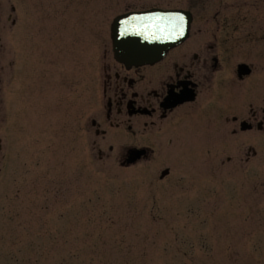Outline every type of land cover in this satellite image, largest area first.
Instances as JSON below:
<instances>
[{
  "label": "rangeland",
  "instance_id": "374dc122",
  "mask_svg": "<svg viewBox=\"0 0 264 264\" xmlns=\"http://www.w3.org/2000/svg\"><path fill=\"white\" fill-rule=\"evenodd\" d=\"M4 3L19 7L20 38L0 105V264H264V128L240 126L250 105L264 120V0ZM152 6L190 10L200 41L225 38L227 75L194 122L146 134L154 154L126 164L142 128L108 129L94 145L83 126L113 19ZM238 63L253 72L239 78Z\"/></svg>",
  "mask_w": 264,
  "mask_h": 264
},
{
  "label": "flooded vegetation",
  "instance_id": "af4514ba",
  "mask_svg": "<svg viewBox=\"0 0 264 264\" xmlns=\"http://www.w3.org/2000/svg\"><path fill=\"white\" fill-rule=\"evenodd\" d=\"M19 14L16 5L5 7L4 0H0V105L5 104L4 94L9 93L11 88L14 91L18 54L12 53L10 47L19 42ZM196 36L192 30L182 45L169 51L155 64L127 67L112 56L105 55L107 61L96 89L98 107L90 124L85 126L88 134L93 132L95 135L94 145L98 143L97 137H106L108 129H125L136 133L139 126L142 131L138 141L132 140L123 147L146 148L149 153L154 148L152 144H157L144 142L142 138L146 134L153 130L163 134L164 130L177 127L182 120L195 121L194 110L201 104L202 95L218 91V74L220 77L222 73L227 75L225 55L228 53L222 39L214 41L208 36L200 41ZM223 85L219 83L220 87ZM4 106L0 114V161L7 146L2 135V129L8 127ZM249 113L251 117L246 119L253 125L255 122L259 124L262 118L258 110L250 105ZM234 118V122H237ZM168 142L171 145L172 138ZM1 173L2 161L0 183Z\"/></svg>",
  "mask_w": 264,
  "mask_h": 264
},
{
  "label": "snow or ice",
  "instance_id": "6c2138e0",
  "mask_svg": "<svg viewBox=\"0 0 264 264\" xmlns=\"http://www.w3.org/2000/svg\"><path fill=\"white\" fill-rule=\"evenodd\" d=\"M183 21L182 15H164L160 13H139L132 14L120 20V35H126L131 32L144 35L145 38L153 37L159 39L166 37L167 39H174L175 34L179 32L183 35ZM132 54H144L132 51Z\"/></svg>",
  "mask_w": 264,
  "mask_h": 264
},
{
  "label": "water",
  "instance_id": "95a60500",
  "mask_svg": "<svg viewBox=\"0 0 264 264\" xmlns=\"http://www.w3.org/2000/svg\"><path fill=\"white\" fill-rule=\"evenodd\" d=\"M121 41H123V44L127 45L128 47H131L130 49H133V48L137 49L138 51H136V52H142V50H145L148 54H150L151 52H153L155 50H157L158 53L160 54L164 48L169 47L170 45L173 44L172 42H166V41L160 42V43L158 41L149 42V39L145 38L144 35H140V34H137V35L135 34L134 37H132V38H130L129 36L122 37ZM147 43L158 44V45L156 46L155 49H153V48L146 49L144 47V44H147ZM168 43H170V44H168ZM145 51H143V52H145ZM164 52H166V50ZM147 61L142 60L141 58H138L136 61H133V63H144ZM128 63H130V62H128ZM139 155H140V153L138 151H132L131 152V159L134 161ZM165 173H166V171L164 172V174Z\"/></svg>",
  "mask_w": 264,
  "mask_h": 264
}]
</instances>
